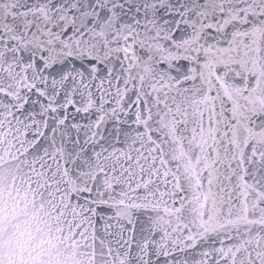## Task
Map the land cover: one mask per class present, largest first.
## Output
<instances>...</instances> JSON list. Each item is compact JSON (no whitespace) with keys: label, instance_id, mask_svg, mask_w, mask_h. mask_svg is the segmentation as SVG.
I'll return each instance as SVG.
<instances>
[{"label":"snow or ice","instance_id":"1","mask_svg":"<svg viewBox=\"0 0 264 264\" xmlns=\"http://www.w3.org/2000/svg\"><path fill=\"white\" fill-rule=\"evenodd\" d=\"M0 264H264V0H0Z\"/></svg>","mask_w":264,"mask_h":264}]
</instances>
